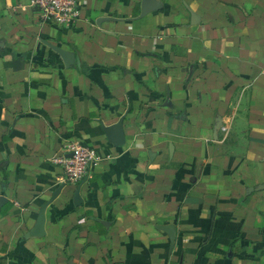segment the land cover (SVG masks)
Here are the masks:
<instances>
[{"label": "crops", "instance_id": "1", "mask_svg": "<svg viewBox=\"0 0 264 264\" xmlns=\"http://www.w3.org/2000/svg\"><path fill=\"white\" fill-rule=\"evenodd\" d=\"M80 2L0 0V264H264V0Z\"/></svg>", "mask_w": 264, "mask_h": 264}, {"label": "built area", "instance_id": "2", "mask_svg": "<svg viewBox=\"0 0 264 264\" xmlns=\"http://www.w3.org/2000/svg\"><path fill=\"white\" fill-rule=\"evenodd\" d=\"M28 8L41 24L71 28L80 20L82 4L80 0H28ZM64 153L66 155L53 160L62 168L63 182H78L98 159L95 150L74 142L64 147Z\"/></svg>", "mask_w": 264, "mask_h": 264}, {"label": "water", "instance_id": "3", "mask_svg": "<svg viewBox=\"0 0 264 264\" xmlns=\"http://www.w3.org/2000/svg\"><path fill=\"white\" fill-rule=\"evenodd\" d=\"M50 48L60 56L64 66L68 67L69 65L73 63V58H74L73 54L65 52L57 47L50 46ZM101 127L110 143H112L114 146L122 145L124 141V138L122 135V120H119L116 124L112 126H107V127L101 126ZM70 156L71 155H68V157ZM63 186H64L63 183L60 184L56 188V190L53 192L50 200H48L41 206L39 213H38L37 220H36V224L34 228L30 231V236L41 237L44 235V219H45L44 214H45L46 207L58 196ZM76 197H77V193H75V198ZM173 235L174 234L168 232V236H169L171 244L173 243Z\"/></svg>", "mask_w": 264, "mask_h": 264}]
</instances>
